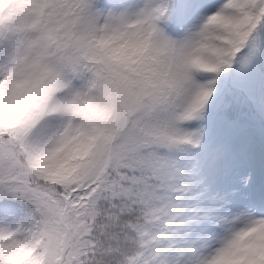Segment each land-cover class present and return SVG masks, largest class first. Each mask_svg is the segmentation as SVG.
I'll use <instances>...</instances> for the list:
<instances>
[{"label":"snow or ice","instance_id":"snow-or-ice-1","mask_svg":"<svg viewBox=\"0 0 264 264\" xmlns=\"http://www.w3.org/2000/svg\"><path fill=\"white\" fill-rule=\"evenodd\" d=\"M36 65L42 99L0 121V264H211L264 217L207 195L194 124L226 77L264 85V0H0V85Z\"/></svg>","mask_w":264,"mask_h":264},{"label":"rangeland","instance_id":"rangeland-1","mask_svg":"<svg viewBox=\"0 0 264 264\" xmlns=\"http://www.w3.org/2000/svg\"><path fill=\"white\" fill-rule=\"evenodd\" d=\"M243 84L260 116L250 109L243 110L247 119L225 126L221 135L212 137L206 147L199 150L203 156L217 145L221 146L219 157L205 167L210 186L207 195L228 194L241 209L264 206V86L257 87L253 79Z\"/></svg>","mask_w":264,"mask_h":264},{"label":"clouds","instance_id":"clouds-1","mask_svg":"<svg viewBox=\"0 0 264 264\" xmlns=\"http://www.w3.org/2000/svg\"><path fill=\"white\" fill-rule=\"evenodd\" d=\"M47 82V72L36 65L15 82L0 85V121L7 123L35 106L42 99ZM86 151V144L70 140L51 163L70 170ZM259 221H264V217L235 219L231 231L218 245L221 251L209 257L211 264H264V223Z\"/></svg>","mask_w":264,"mask_h":264},{"label":"trees","instance_id":"trees-1","mask_svg":"<svg viewBox=\"0 0 264 264\" xmlns=\"http://www.w3.org/2000/svg\"><path fill=\"white\" fill-rule=\"evenodd\" d=\"M225 79L228 81L226 87H224V80L220 82L221 86L224 87L223 103L220 109L217 110L210 107L204 120L199 122V126L203 127L205 134V142L202 147H205L206 143L215 135H221L225 126L244 121L247 116L243 113V110L250 109V112L254 115L260 116L244 84H233L230 76ZM252 79L257 87L261 88L264 86L261 84L259 77Z\"/></svg>","mask_w":264,"mask_h":264},{"label":"bare ground","instance_id":"bare-ground-1","mask_svg":"<svg viewBox=\"0 0 264 264\" xmlns=\"http://www.w3.org/2000/svg\"><path fill=\"white\" fill-rule=\"evenodd\" d=\"M257 159H258V158H257ZM255 161H256V160H255ZM256 162H257V161H256ZM256 162H255V165H257ZM258 163H259V161H258Z\"/></svg>","mask_w":264,"mask_h":264}]
</instances>
